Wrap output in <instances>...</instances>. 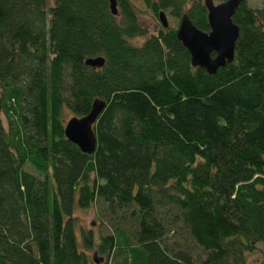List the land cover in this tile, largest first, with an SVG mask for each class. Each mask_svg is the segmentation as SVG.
Returning a JSON list of instances; mask_svg holds the SVG:
<instances>
[{"label": "trees", "instance_id": "obj_1", "mask_svg": "<svg viewBox=\"0 0 264 264\" xmlns=\"http://www.w3.org/2000/svg\"><path fill=\"white\" fill-rule=\"evenodd\" d=\"M115 2L112 15L109 0H0V264H94V246L104 264H245L264 244V0L235 8L233 59L212 75L176 29L147 35ZM143 3L208 29L200 0ZM95 56L101 67L83 64ZM95 98L85 154L64 111L81 117ZM92 204L130 210L134 227L98 244L81 232L79 248L71 215ZM177 228L202 258L169 241Z\"/></svg>", "mask_w": 264, "mask_h": 264}, {"label": "water", "instance_id": "obj_2", "mask_svg": "<svg viewBox=\"0 0 264 264\" xmlns=\"http://www.w3.org/2000/svg\"><path fill=\"white\" fill-rule=\"evenodd\" d=\"M241 1L222 0L215 4L213 0H203L208 31L197 28L186 12L180 16L175 36L187 50L190 66L203 68L206 73L212 75L217 68L232 61L238 28L231 21V16ZM109 9L112 15L117 14L115 0H109ZM157 18L161 27L167 28L164 12L159 11ZM83 64L91 68H99L104 64V58L102 56L89 57L84 59ZM104 107L105 101L95 98L87 114L81 117L71 116L65 121L64 137L80 152L93 153L96 146L93 126ZM91 261L94 264H102L104 259L98 255L97 251H93Z\"/></svg>", "mask_w": 264, "mask_h": 264}, {"label": "rangeland", "instance_id": "obj_3", "mask_svg": "<svg viewBox=\"0 0 264 264\" xmlns=\"http://www.w3.org/2000/svg\"><path fill=\"white\" fill-rule=\"evenodd\" d=\"M128 1L135 9L139 24L146 30L147 35L156 33L158 29L162 28L158 21L157 16H155L145 6L143 0H128ZM200 1L203 4V0ZM221 1L222 0H213L215 4ZM246 1L248 7L250 8H260L262 6L260 0H246ZM196 14L198 20L201 21L202 16L198 15V13ZM165 16L168 27H170L171 29H176L178 24L177 19L171 17L167 13V11H165ZM206 31H208V29ZM145 37L132 39V42L139 44L144 40ZM70 116L71 114H69V112L65 110L64 121H66ZM2 123L6 128V121L4 120L3 116H2ZM25 169L28 170L30 173L36 175L37 177L42 176L39 172H37L29 165H27ZM129 212L130 210H127V212L125 213H116V215L111 216L105 210L100 208L97 204H92L84 208L74 207L71 217L73 219V223L75 226V233L79 248H81L80 245L81 232L89 231L93 235V240L95 244H98L100 237L114 233V230L117 227H120L128 234V232L131 229L130 227H134L133 222L129 219ZM174 230H175L174 233L170 232L167 234V238L169 239V241L176 242L179 245V248L189 253L192 256V258H197V257L202 258L200 250L196 246H194V244L191 242L190 239H188L189 237L186 235L184 230H182V232L180 231L179 228ZM93 251H96V246L86 251V255L89 259H91V254ZM99 256L103 257L104 261L106 262L104 254H99ZM104 261L102 264H104ZM245 264H264V244L257 243L255 245L254 250L245 255Z\"/></svg>", "mask_w": 264, "mask_h": 264}, {"label": "flooded vegetation", "instance_id": "obj_4", "mask_svg": "<svg viewBox=\"0 0 264 264\" xmlns=\"http://www.w3.org/2000/svg\"><path fill=\"white\" fill-rule=\"evenodd\" d=\"M260 2H261V0H260ZM262 3V2H261Z\"/></svg>", "mask_w": 264, "mask_h": 264}]
</instances>
